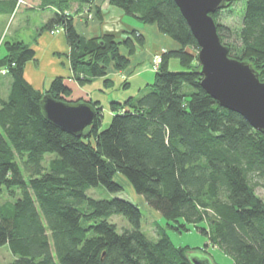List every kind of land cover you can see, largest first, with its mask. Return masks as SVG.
Masks as SVG:
<instances>
[{
	"label": "trees",
	"instance_id": "obj_1",
	"mask_svg": "<svg viewBox=\"0 0 264 264\" xmlns=\"http://www.w3.org/2000/svg\"><path fill=\"white\" fill-rule=\"evenodd\" d=\"M73 1L39 0L42 8L56 9L39 32L62 29L76 81L106 77V62L125 69L143 34L132 28L120 38L85 37L74 25ZM108 2L141 24L155 25L175 47L162 55L154 81L140 95L110 103L111 120L103 129L98 101L90 102L96 116L80 136L48 122L40 99L48 93L64 100L71 89L56 76L40 93L25 77L35 50L22 41L4 44L0 77L11 80L7 96H0V247L6 245L13 258L0 264H192L190 247L174 245L165 227L157 225L156 240L146 236L137 204L88 195L96 186L122 192L118 177L177 231L192 223L207 236L199 223L211 211L210 240L233 264H264V199L255 192L264 189V132L201 87L198 45L174 0ZM17 6L18 0H0V15H12ZM216 15L228 55L250 63L263 80L264 0H245L240 48L223 42ZM172 57L181 71L169 69ZM114 214L130 228L118 231L110 221Z\"/></svg>",
	"mask_w": 264,
	"mask_h": 264
},
{
	"label": "rangeland",
	"instance_id": "obj_2",
	"mask_svg": "<svg viewBox=\"0 0 264 264\" xmlns=\"http://www.w3.org/2000/svg\"><path fill=\"white\" fill-rule=\"evenodd\" d=\"M244 6H245V0H232V2L227 7L215 11V13H217L216 21L224 26L223 31L225 37L223 39V42L229 44L232 49L240 48L239 46L241 45V39L239 33L243 25ZM38 7H40L41 11L38 9ZM38 7L34 4V0H18V6L16 8V11L12 15H0V57H2L5 54L4 44L6 42L9 41H22L25 43H28L30 41L35 42L43 32H49L51 35L62 33V30H60V32L58 33H52L51 32L52 30L50 31L45 30L42 31L41 33L39 32L42 25H44V23L47 21V20L44 21L43 18H40L42 10L47 9L48 7L42 8L40 2ZM139 32L141 31L139 30ZM123 34L124 33L122 32V35ZM144 41H145V37H144ZM142 46L143 45L137 47L136 51L133 54L128 55L129 64L123 70H115L111 62L105 63L106 64L105 66L107 67L108 76H110V74H115L124 77L123 81L117 76L113 79L109 78L110 81H108L106 84H104L103 82V77L94 78L98 80L93 79L89 82H85L84 84L78 83L73 76L74 73L71 68L69 58L67 56L68 58L67 60L69 63L68 68L70 70V76L72 77V79H74L79 85H84L86 88H90V90L93 91L95 96H99L101 98L103 104L101 129L105 128L111 120L112 113L110 112V103L108 100V96H111L112 98H115L116 96H120L122 98L123 96L126 97L130 96V94H133L134 96L141 94V92L138 90V83L133 82L128 87L125 88H124L125 85H123V83L125 82L126 79L125 77L127 73L129 74L128 67H130L131 65L133 55H135L136 52L138 51V48H141ZM121 47H122L121 51L125 53L126 50H124L123 46ZM168 49L169 48L165 46H160L155 51L152 52L150 57L151 70H149L151 71V75L149 74L145 75L147 78H149V82L154 81V69L152 67L153 56L155 54H160L162 60V55L166 53ZM32 61H34V63L37 64L36 57L35 60ZM169 69L171 71L182 70V67L180 66L179 61L176 57H172L170 59ZM10 80L11 78L9 76L0 77L1 97L5 98L7 96ZM48 87L49 86H46L42 89H37V90H39L40 93H44L48 89ZM76 94L77 93L73 92L71 89V93L67 95L64 100L69 102L86 101L88 103L90 102L92 103L96 101L89 96H77ZM50 157H51L50 155L46 156L45 163H47ZM117 179L121 182V184L124 187V190L122 192L111 193L102 186H96L88 189L87 191L88 195L98 199L118 196L130 200L133 203L137 204L142 211L141 229L146 234V236L151 240L157 239L156 229H157V225H160L166 228L167 234L169 235L174 245L190 247L189 248L190 250L187 253L188 257H193V255L199 257H208L215 264H233L232 258L229 255H227L225 252H223L221 249H219L210 240L211 229L209 222H210V218L212 217L211 211L209 210L205 211L204 221L202 223H199V226H203L207 231L208 233L207 236L202 234L199 231V229L192 223L186 224L188 230H184L181 228V231H177L176 229L172 228V226L170 227L166 223V220L159 213L150 209L144 202L143 197L137 195L132 190V188L126 182L125 179L121 177H118ZM255 192L258 196L264 199V189L261 186L256 187ZM2 196H3L2 198L6 197L5 194ZM110 221L116 225L118 231H122L125 228H130V224L128 220L120 214L112 215L110 217ZM12 258L13 257L7 250V246L6 245L1 246L0 260L2 262H9L12 260Z\"/></svg>",
	"mask_w": 264,
	"mask_h": 264
},
{
	"label": "water",
	"instance_id": "obj_3",
	"mask_svg": "<svg viewBox=\"0 0 264 264\" xmlns=\"http://www.w3.org/2000/svg\"><path fill=\"white\" fill-rule=\"evenodd\" d=\"M194 36L200 85L217 103L240 114L254 129L264 132V79L250 63L228 55L212 13L232 0H174ZM44 118L64 132L80 136L96 116L86 101L69 102L45 93L40 99ZM192 264H215L208 257H188Z\"/></svg>",
	"mask_w": 264,
	"mask_h": 264
},
{
	"label": "crops",
	"instance_id": "obj_4",
	"mask_svg": "<svg viewBox=\"0 0 264 264\" xmlns=\"http://www.w3.org/2000/svg\"><path fill=\"white\" fill-rule=\"evenodd\" d=\"M34 4L38 7L39 0H34ZM38 9L40 10V7ZM55 10L53 7L42 10L40 18H43L44 21L48 20ZM70 13L73 16L76 29L85 37L100 36L105 33H111L121 37L122 32L124 33L132 28L139 29L144 35V44L133 55L131 65L128 67L129 74L127 73L125 77L126 79L123 83L125 85L124 88L135 82L138 83L139 90L143 85L145 86L151 83L145 75H151V71L149 70H151L150 57L152 52L160 46H165L169 49L175 47V43L170 38L161 34L155 25H145L137 22L133 18L126 16L121 9L110 5L108 0H93L91 3L84 5H79L75 0L71 4ZM28 43L35 50L37 64L34 61L26 63L25 77L35 89H42L49 86L54 77L63 76L64 83L73 92L77 93V96H89L103 105L101 98L95 96L90 88L79 85L70 76L67 60L69 46L63 33L51 35L49 32H43L35 42L30 41ZM116 76L123 81L124 77L121 75H107L110 79ZM126 98V96L122 98L120 96H116L115 98L108 96L109 103L112 101H123Z\"/></svg>",
	"mask_w": 264,
	"mask_h": 264
},
{
	"label": "built area",
	"instance_id": "obj_5",
	"mask_svg": "<svg viewBox=\"0 0 264 264\" xmlns=\"http://www.w3.org/2000/svg\"><path fill=\"white\" fill-rule=\"evenodd\" d=\"M60 30H62V29L61 28H55L51 32L52 33H58V32H60ZM160 60H161L160 54H155L153 56V58H152V67H153L154 70L158 68ZM3 72H4V70H3Z\"/></svg>",
	"mask_w": 264,
	"mask_h": 264
}]
</instances>
